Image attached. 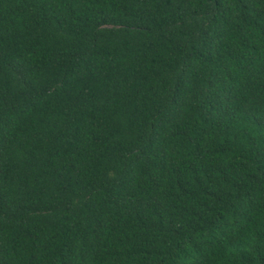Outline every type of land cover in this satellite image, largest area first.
Here are the masks:
<instances>
[{"label":"trees","instance_id":"trees-1","mask_svg":"<svg viewBox=\"0 0 264 264\" xmlns=\"http://www.w3.org/2000/svg\"><path fill=\"white\" fill-rule=\"evenodd\" d=\"M0 264H264V0H0Z\"/></svg>","mask_w":264,"mask_h":264}]
</instances>
